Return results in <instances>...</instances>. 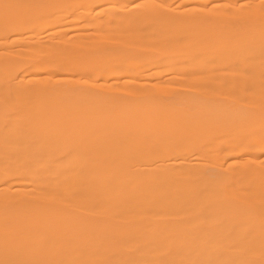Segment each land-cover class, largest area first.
Returning <instances> with one entry per match:
<instances>
[{
  "label": "bare ground",
  "instance_id": "obj_1",
  "mask_svg": "<svg viewBox=\"0 0 264 264\" xmlns=\"http://www.w3.org/2000/svg\"><path fill=\"white\" fill-rule=\"evenodd\" d=\"M0 264H264V0H0Z\"/></svg>",
  "mask_w": 264,
  "mask_h": 264
}]
</instances>
